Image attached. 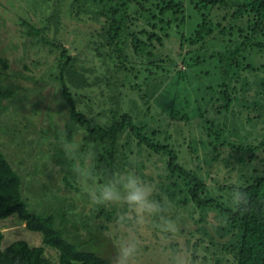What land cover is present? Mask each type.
Instances as JSON below:
<instances>
[{
	"label": "rangeland",
	"instance_id": "obj_1",
	"mask_svg": "<svg viewBox=\"0 0 264 264\" xmlns=\"http://www.w3.org/2000/svg\"><path fill=\"white\" fill-rule=\"evenodd\" d=\"M74 1L0 0V68L7 64V84L17 88L16 98L5 104L0 115V147L23 178L24 199L29 209L48 215L61 208L65 217L58 212V221L66 234L75 232L85 240V246L111 260L115 245L131 230L139 241V252L132 264H231L233 259L223 248L230 240L224 231L226 217L214 208L184 203L185 194L173 185L165 158L139 148L135 141L130 150L126 149V136L120 140L115 170L134 171L154 184L153 198L163 206L161 216H148L144 224L137 226L135 213L123 205L91 204L75 175L68 178L70 186L67 185L62 166L70 163L73 170L80 164V157L87 153L94 156L95 144L86 141V131L71 114L57 80L59 51L50 45L61 44L76 60L75 83L79 87L70 84L69 87L79 112L89 120L107 123L110 111L118 105L122 112L131 113L136 122L145 120L158 132L159 140L178 153L179 163L204 181L209 194L232 207L237 188L264 171V148L253 155L247 149L237 152L229 146L215 151L208 144L200 113L220 125L225 139L244 147L264 141V119L249 122L247 112L240 114V93L230 112L220 109L217 113L219 95H210L207 89H216L218 84V60L200 66L189 60L195 56L206 60L209 54L228 51L229 26L210 41L208 52L184 51L178 59L173 51L171 57L178 66H165L156 78L149 77L140 67L137 74H123L113 64L108 66L105 57L99 55L97 48L103 40L98 20L86 12L76 16L78 5ZM236 25L239 28L243 23ZM169 46L172 48L174 43ZM184 59L187 63L182 62ZM248 62L259 71L242 72L240 82L250 89L246 99L264 105V88L258 86L264 81V51L252 55ZM84 83L88 87H83ZM155 89L162 94L164 106L156 104L157 95L149 105L144 103V92L153 93ZM234 127L237 133L233 135ZM58 128L79 145L78 155L65 156L57 143ZM92 163L95 168V156ZM99 212L103 213L101 217H97ZM122 215L128 221L118 226L116 219ZM162 217L172 225L167 231L161 228ZM101 224L107 228L102 232L104 238L99 239L96 231ZM0 233L2 248L22 240L31 247H44L45 256L58 263L57 250L45 247L42 234L28 230L16 215L0 220Z\"/></svg>",
	"mask_w": 264,
	"mask_h": 264
},
{
	"label": "trees",
	"instance_id": "obj_2",
	"mask_svg": "<svg viewBox=\"0 0 264 264\" xmlns=\"http://www.w3.org/2000/svg\"><path fill=\"white\" fill-rule=\"evenodd\" d=\"M74 3L78 5L77 10H73L76 16L86 12L87 16L93 15L98 20L99 36L103 41L97 51L100 56L105 57L108 66L113 64L123 74H137L140 67L149 77L156 78L159 70H163L165 66H178L177 60L171 57L173 51L178 54V59L184 51L189 53L195 49L194 53H197L204 49L208 52L210 41L229 26L228 51L209 54L206 60H201L200 56L189 60L195 61L199 66L218 60V84L216 89H207L210 95H219L216 100L220 103V106H216L217 113L221 112L220 109L230 112L240 93V114L247 112L249 122L264 119V105L246 99L250 89H247V84L240 82L242 72L259 71L248 59L264 51V0H75ZM232 22H235L234 26L231 25ZM236 22L243 23V26L238 28ZM36 33L40 34V31ZM170 43H174L172 48ZM50 45L59 51L57 80L71 114L86 131V141L95 144V169L103 173L115 170L121 138L127 137L124 146L129 150L135 141L139 148L165 158L173 185L185 194L184 203L191 202L198 208H214L226 217L227 226L224 231L230 236V240L223 248L232 257L231 264H264V171L251 178L248 184L237 188L244 194L242 203H235L232 207L225 206L220 198L209 194L207 185L197 173L187 170L179 163L178 153L160 141L158 132L145 120L136 122L131 113L122 112L118 105L110 111L107 123L89 120L79 112L75 96L69 87V84L79 87L75 83L78 79L76 60L61 44ZM101 49L106 53L101 52ZM182 62L187 63L186 59ZM5 69L7 64L0 68V115L5 104L13 101L17 93V88L7 84ZM238 83L241 84L240 87L237 86ZM86 85L84 83L83 87H88ZM258 86L264 88V81L261 80ZM157 93V89L153 93L144 92V103L149 105V101L157 95L156 104L164 106V98L160 99L162 94ZM147 111H150V106ZM200 118L208 144L215 151L219 147L229 146L237 152L247 149L253 155L264 148V141L259 145L236 146L225 139L224 130L213 118L203 113H200ZM235 133L236 127L231 134ZM69 166L72 164L69 163ZM69 166H62L61 169L66 171L65 182L70 186L68 178L74 173ZM23 186L22 176L0 147V220L16 215L28 230L41 233L45 247L57 250L58 263H53L45 256L44 247H31L22 240L2 248L3 234L0 233V264H112L110 258L85 246V240L75 232L66 234L63 224L58 221V212L65 217L61 208L57 207L55 212L48 215L32 212L24 199ZM102 214L99 212L97 217ZM106 228L104 224L97 227L96 233L99 235L96 237L104 238L102 232Z\"/></svg>",
	"mask_w": 264,
	"mask_h": 264
},
{
	"label": "clouds",
	"instance_id": "obj_3",
	"mask_svg": "<svg viewBox=\"0 0 264 264\" xmlns=\"http://www.w3.org/2000/svg\"><path fill=\"white\" fill-rule=\"evenodd\" d=\"M57 143L66 157L79 154V145L68 138L65 130L58 128ZM94 156L87 153L80 157V164L73 168L76 180L86 193L89 202L95 206L119 204L135 213L137 226L144 224L148 216H161L163 206L153 198L155 185L143 180L131 170H111L103 174L96 172L92 163ZM242 191H235L233 201L239 205L243 202ZM128 217L119 216L118 226L126 225ZM171 223L162 217L161 228L167 231ZM139 252V241L134 232L129 230L115 245L112 264H132Z\"/></svg>",
	"mask_w": 264,
	"mask_h": 264
}]
</instances>
